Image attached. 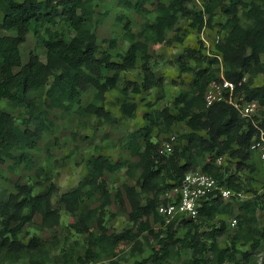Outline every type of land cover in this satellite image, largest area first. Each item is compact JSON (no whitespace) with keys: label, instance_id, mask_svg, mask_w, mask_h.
Here are the masks:
<instances>
[{"label":"trees","instance_id":"16d2710c","mask_svg":"<svg viewBox=\"0 0 264 264\" xmlns=\"http://www.w3.org/2000/svg\"><path fill=\"white\" fill-rule=\"evenodd\" d=\"M96 1L0 0L3 14L0 31L12 33L0 35V104L7 100L25 113L18 122L0 106V163L13 160L16 167L35 165L30 151L37 150L44 135L55 128L51 110L70 114L77 105L82 117L95 116L116 123V117L104 103L107 94L119 88L122 74L135 69L141 61V82L128 81L123 92L126 94L130 89L142 94L163 89L165 79L152 67L150 47L168 43L169 33L180 31L183 19L202 32L213 28L217 17L222 16L225 23L219 25L225 35L217 50L210 52L219 53L217 57L209 56L201 43L198 49L187 47L177 59L181 74L192 75L191 88L183 90L175 100L177 113L170 107L146 111L144 125L127 136L125 148L138 161H113L107 155L92 157L87 162V177L59 200L72 219L71 228L87 234L91 243L92 239L96 240L95 226L101 231L99 240L110 243L115 251L140 243L144 235L158 239L152 256L136 264H167L177 247L192 252L187 264H250L253 254L264 244V228L258 219L264 203L257 191L252 190L253 198L238 202L234 197L226 202L215 192L204 202L197 220L183 219L178 225L175 222L165 225L158 208L171 201L164 196L181 186L187 173L199 168L212 175L220 186L237 194L245 190L240 173L253 170L252 140L264 131V86H254L255 79L264 76V0H199V10L191 6L198 0H117L123 10L140 16H149L152 13L149 7L155 12V18L147 19L139 33L133 31L131 21L125 16L118 18L129 48L117 60L109 51L100 50L97 29L107 14L96 18ZM60 25L62 30L58 29ZM43 30L46 35L42 34ZM30 33L46 50L45 62L37 54H31L27 64L23 63L21 48ZM110 44L112 49L116 48L115 40H110ZM219 63L226 79L237 85L242 82L237 86V96L259 102L263 109L261 117L244 118L227 103L206 107L205 94L210 83L219 78L220 68H215ZM246 77L247 81L243 82ZM90 92L93 99L85 107L83 97ZM137 111V103L129 98L120 106L122 117L128 121L137 117ZM180 122L190 130L180 137L184 143L175 144L171 154H161L154 131L170 132ZM220 157L230 158L228 166L218 164ZM124 167L130 177L141 171L135 185L125 184L124 191L114 196L120 206L126 202L129 205L132 228L107 236L104 214L113 200L106 173H116ZM46 181V190L39 194L31 184H17L16 193L0 192V250L36 249L39 240L32 239L27 245L19 240L24 226L36 216L42 218L45 228L56 230L60 226L61 213L53 203L55 184L49 177ZM96 196L100 206L83 210V203ZM237 210L240 211L238 230L227 246L222 247L219 242L226 235L224 225L212 226L201 233L205 222L214 221L219 214L234 215ZM154 224H159L161 229L156 232ZM179 226L187 229L183 238H178ZM241 241L250 243L251 250L242 252L238 248ZM92 246L87 250L90 260Z\"/></svg>","mask_w":264,"mask_h":264},{"label":"rangeland","instance_id":"374dc122","mask_svg":"<svg viewBox=\"0 0 264 264\" xmlns=\"http://www.w3.org/2000/svg\"><path fill=\"white\" fill-rule=\"evenodd\" d=\"M96 18L103 19V23L97 29L98 44L100 50L109 51L117 60L120 54H125L129 48V43L125 39V31L123 24L118 21V18L125 16L132 23V28L135 33H139L143 23L149 19L155 18L153 7H149L152 13L147 16H140L134 12L123 10L117 0H97ZM201 8V2L198 0L196 5H191ZM221 15V14H220ZM3 19V14L0 10V24ZM225 23L222 16H218L213 28H206L199 32L196 27L191 25L189 20H181L180 31L169 33V42L166 44H157L150 47L152 56V67L156 74L161 75L165 79L163 89H153L149 93L136 94L130 89L127 93L123 92L127 88V82L140 83L142 80L141 61L137 67L122 74V80L118 89L109 92L104 103L106 109L111 112L117 122L110 124L97 119L95 116L82 117L78 112L79 106H75L70 114H63L60 110H51L50 117L55 124V128L44 135L37 150L30 151L33 155L35 165L32 167L26 164L16 167L13 160H7L5 163H0V192L16 193L17 184L34 185V192L39 194L47 188L46 178L49 177L55 184V196L53 199L54 205L60 210L61 224L56 230L48 229L43 226L42 218H36L26 224L19 236V240L27 245L32 239L39 240L40 243L36 249H29L25 252L12 251L3 249L0 250V264H136L143 260L149 259L153 254V248L157 245L158 239L148 235L140 238V243L132 244L128 247L114 250V247L103 240H99L101 231L98 226L94 227L95 239H92L87 234H81L73 230L70 226L72 219L66 211L64 204L60 202V196L75 188L80 181L87 177L89 168L87 162L92 157L99 155H107L113 161L127 160L136 163L138 158L132 157L125 148V140L129 134L139 130L144 125L143 115L146 111H154L165 107L172 108L174 113H177L175 100L179 94L186 89L191 88L192 75L181 74L180 67L177 63L179 55L187 48L198 49L201 43L206 47L207 53L212 50H217V40H222L225 31L219 24ZM59 30L63 26L58 27ZM70 33L71 30L66 28ZM44 34V30L43 33ZM0 35H12L7 31H0ZM46 35V34H44ZM178 39H182L180 42ZM110 40L116 41V48L110 47ZM23 63L27 64L31 54H37L42 61H46V50L37 44L36 38L32 33L28 35L27 42L21 48ZM214 54L213 56H218ZM220 59V57H218ZM221 60V59H220ZM194 65V62H190ZM221 63L215 68H220ZM53 79H50L52 84ZM254 86H264V76H258L254 81ZM129 98L135 101L138 105L137 117L134 120H125L120 113V106L123 101ZM93 99V92L86 94L83 97V106H87ZM153 104V106H150ZM1 108L12 114L18 122H21L25 116L22 108L13 107L7 100L0 104ZM261 117L262 114L260 113ZM190 130L184 122L176 123L170 132L155 130L153 135L155 141L160 142L162 146L169 141L171 137H175L176 145L183 144L180 142V137ZM205 135V133H201ZM18 154V152H15ZM230 158L226 157L222 161L223 166H228ZM253 170L245 169L240 173L244 181L245 190L241 194L234 196V200L246 201L254 197L252 190L257 191L264 203V167L259 158L253 154L251 160ZM126 167L116 173H106L107 186L112 192V205L105 210V222L108 229L107 236L113 234H122L132 228L129 212L130 207L127 202L120 206L115 202V194L118 191H124V185H135L141 171H136L134 177L127 174ZM232 172L235 170H231ZM176 191H171L164 198L171 200V195H175ZM100 206L98 196L87 200L82 205L83 210H93ZM236 211L234 215L219 214L214 221L205 222L201 227V233L209 230L212 226L220 227L224 225L226 235L220 238L219 242L222 247L227 246L231 241V236L234 235L238 227L232 226L234 219H237ZM258 219L261 228H264V209L258 212ZM238 220V219H237ZM224 223V224H223ZM156 232L161 229L159 224H154ZM178 238H183L187 232L184 226L178 228ZM93 245V254L87 259V250ZM238 248L244 251H250V243L241 241ZM117 252V254L115 253ZM192 258V252L187 249L177 247L174 255L168 260L167 264H187ZM239 258L242 255L239 254ZM250 264H264V244L260 249L253 254Z\"/></svg>","mask_w":264,"mask_h":264},{"label":"built area","instance_id":"2783aa9c","mask_svg":"<svg viewBox=\"0 0 264 264\" xmlns=\"http://www.w3.org/2000/svg\"><path fill=\"white\" fill-rule=\"evenodd\" d=\"M220 40H217L219 43ZM221 59V58H220ZM221 74L218 80L210 83L205 94L206 107H211L216 103H227L234 106L244 118H254L259 116L263 110L258 101H248L236 95L238 85L225 78L222 64ZM247 81V77L243 82ZM175 137H171L169 141L161 146L160 153L171 154L175 145ZM251 150L254 155L260 159L264 167V131L260 135L253 138ZM224 157L218 159V164L221 165ZM173 191L175 195H171V201L167 204H162L158 208L159 215L164 219L165 225L175 222L177 225L183 219L197 220L200 210L208 197L215 192L227 202L236 195L234 191L226 187L220 186L218 181L210 174L203 172L200 168L187 173L183 184ZM237 219H234L232 226H237Z\"/></svg>","mask_w":264,"mask_h":264}]
</instances>
